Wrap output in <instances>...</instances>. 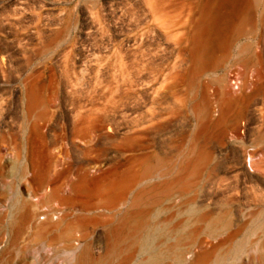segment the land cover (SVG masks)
Wrapping results in <instances>:
<instances>
[{"label": "rangeland", "instance_id": "rangeland-1", "mask_svg": "<svg viewBox=\"0 0 264 264\" xmlns=\"http://www.w3.org/2000/svg\"><path fill=\"white\" fill-rule=\"evenodd\" d=\"M225 2L195 9L188 31L186 0H0V264H108L109 245L138 256L141 217L125 215L147 182L163 223L183 231L180 264H212L242 238L227 264H264V0L238 15ZM160 157L171 175L122 198L120 175Z\"/></svg>", "mask_w": 264, "mask_h": 264}, {"label": "bare ground", "instance_id": "bare-ground-1", "mask_svg": "<svg viewBox=\"0 0 264 264\" xmlns=\"http://www.w3.org/2000/svg\"><path fill=\"white\" fill-rule=\"evenodd\" d=\"M186 1L188 2L187 3L188 8H187L185 14H186L188 22H186L184 24V28L189 31L191 29V26H192L190 24V21L192 19V16L194 14L195 9H199L200 12H202L201 14L203 15V13H205V10H206V7L204 5H207L208 0H207V2H205V4H204V1H206V0H186ZM224 1H226L224 3V5L226 3H227V6H228V3L233 4L234 13L238 15V14H244L245 9H247L246 6H248L250 3L252 4L254 1L258 2L259 0H224ZM194 3L196 6L192 7ZM209 7H210V5H209ZM212 11L213 10H211V12ZM214 12L216 14V11H214ZM196 13H198V12H196ZM202 17H205V15ZM199 24L200 25L198 26V29H199V31H201V33L203 31H205L206 29L210 30L212 28L211 26H208L207 28H205L203 25V24H205V22H199ZM209 24H211V23H209ZM209 24H205V25H209ZM240 32H242V31H240ZM34 101L35 100L31 101L27 105L28 106L27 107L28 113L34 112L36 110L37 102L36 101L34 102ZM32 132H33L32 136H31L32 140H35L38 143H42L45 140V135L43 134L39 125L35 124ZM45 159H46L45 156L43 154H41L40 152L36 154V161L37 162H44ZM155 161H156V163L154 165L147 166L142 173H139L134 168H130L120 175L119 178H120V182H121V185H120L121 187H119V188H121V191H122L121 192L122 198L127 199L126 197L128 196V194L134 190L136 183L142 177H145V179H146L148 177L157 176V177L165 180V178L167 176L171 175V167H170L171 163L167 158H161L160 157V158H157V160L155 159ZM37 172H38V174L39 173L43 174L45 172V169L42 167H39ZM94 183L95 182H93L94 187H93L92 194L89 197L90 199L94 198V196H95L94 192H95L97 185H95ZM164 184H167V183L165 182V183H163V185ZM156 188H157L156 184L151 185V184H148V182H147V183L143 184L139 190H137L135 198L132 201V205L126 211L127 214L125 212H124V214H126L125 215V220H126V219H128L129 215L132 213V211L134 212L135 211L134 209L136 208V213L139 217H141V220L137 224V226L135 227V229L133 231L129 230L128 232L131 231L132 235L136 239V241L134 240L135 246H136V251H138L139 255L146 256L148 263L157 264L160 261L165 260L166 258L172 257L178 264H180L184 261L185 252L182 251V249H179V246L177 244L178 242H176V241H177V237L179 235H181L183 233V231L178 230L177 228H174L173 226H171L169 224L163 223V219H161V212L159 211V207L164 200V196L156 194V192H155ZM118 197H119V195H118ZM144 205H146L147 208L150 209V212L152 214V216L149 219L145 218L144 211L140 208V207H143ZM190 211H191L190 213H192L193 209H191ZM200 216H202V215H200ZM203 216H204V214H203ZM130 217H131V215H130ZM203 218H205V217H203ZM229 220H230V218H229L228 212H225L224 214L219 215L214 220H212L210 223H208L209 225L207 227V232L211 236H215V235L219 234V232L223 228L225 229L226 227L229 226V224H230ZM133 236L131 237L132 239H133ZM246 242H247V239L242 238L236 244L231 245V248H229V250L225 253V255H221V256L217 257L212 262V264H227V261L229 260L230 257H233V255L238 256L243 252ZM82 255H84V254H82ZM81 257H83V256L78 257V259ZM86 258H88V257H86ZM83 262H84V259L82 260L81 263L83 264ZM87 262H88V259H87ZM87 262H84V264ZM136 264H144V263H143V260L140 259L137 261Z\"/></svg>", "mask_w": 264, "mask_h": 264}, {"label": "built area", "instance_id": "built-area-1", "mask_svg": "<svg viewBox=\"0 0 264 264\" xmlns=\"http://www.w3.org/2000/svg\"><path fill=\"white\" fill-rule=\"evenodd\" d=\"M240 83H241L240 79L237 77V74H236V78L232 81V85L236 91L240 90ZM258 108L259 110H264L263 100H260ZM217 111L218 110L216 109V114H217ZM255 112H256V109L253 111L252 115L247 116L241 122L240 133H241L242 141L246 145L251 144V140L249 139L248 135L250 132H253L257 126L253 119H255V117H258L259 114H256ZM60 214H61V211L58 210L54 213V217L59 216ZM42 219L43 220L46 219V215H44Z\"/></svg>", "mask_w": 264, "mask_h": 264}, {"label": "crops", "instance_id": "crops-1", "mask_svg": "<svg viewBox=\"0 0 264 264\" xmlns=\"http://www.w3.org/2000/svg\"><path fill=\"white\" fill-rule=\"evenodd\" d=\"M146 256L144 255H138L136 257L132 256H125L124 255V250L121 252L119 251V247L117 245H109L107 248V254L104 256V258L101 261H106L108 264L110 262H122L125 259H129L130 261L132 260H140V259H145Z\"/></svg>", "mask_w": 264, "mask_h": 264}]
</instances>
